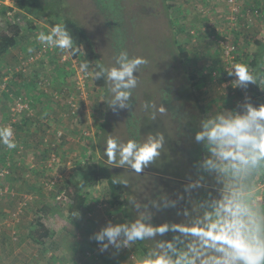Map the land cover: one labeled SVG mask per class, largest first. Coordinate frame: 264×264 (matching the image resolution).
Listing matches in <instances>:
<instances>
[{"label": "rangeland", "instance_id": "obj_1", "mask_svg": "<svg viewBox=\"0 0 264 264\" xmlns=\"http://www.w3.org/2000/svg\"><path fill=\"white\" fill-rule=\"evenodd\" d=\"M54 1L86 30L98 56L91 60L81 52L73 57L71 49L42 44L38 35L62 24L59 17L45 19L29 9L19 10L16 0L0 5L6 9L0 26L21 27L16 46L0 58V127L11 126L17 143L15 149L0 144V170L9 171L0 175V187L7 190L0 195V264H92L86 253L99 244L94 234L109 221L134 220L137 210L131 201L148 205L154 225L170 226L145 240L152 251L160 252L162 243L177 240L178 247L199 257L198 264H209L212 254L199 246L203 238L198 243L171 226L189 227L186 212L216 194L207 176L204 187L185 191L201 175L197 165L205 149L195 141L200 121L224 109H237L246 98L254 103L255 83L234 87L235 76L228 71L244 65L254 76L246 65L251 59L247 44L256 34H264V0H238L236 5L228 0ZM12 8L13 16L8 15ZM121 50L147 63L136 73L139 84L130 107L113 110L107 103L108 82L97 87L95 73L98 64L112 67ZM83 64L87 70H82ZM191 74L196 75L194 87ZM261 75L258 100L263 102L264 64ZM18 103L28 108L16 111ZM162 104L168 110L164 115L158 111ZM157 131L165 133L164 150L140 174L107 163L104 152L110 136L142 142ZM89 158L105 162L122 181L124 203L113 201L103 180L86 187L87 205L72 214L70 188L83 180ZM263 176L261 172L255 177L254 193L264 198V187L258 188ZM165 199L175 201L174 206H165ZM37 220L51 232L45 245L29 237ZM98 255V264H152L137 241L129 249L109 247Z\"/></svg>", "mask_w": 264, "mask_h": 264}, {"label": "clouds", "instance_id": "obj_2", "mask_svg": "<svg viewBox=\"0 0 264 264\" xmlns=\"http://www.w3.org/2000/svg\"><path fill=\"white\" fill-rule=\"evenodd\" d=\"M38 40L61 50L73 47V37L63 24L54 25L48 33H40ZM146 63L145 58L133 57L121 50L112 67L97 65L95 78L108 82L111 99L107 103L113 110L130 107L133 90L139 84L136 73ZM81 68L87 70L88 65L83 64ZM228 74L235 76L234 87L247 88L256 82L244 65H234ZM148 107L155 108V105L145 104ZM158 111L161 115L168 112L163 104ZM165 140L162 131L150 133L142 142L136 138L124 142L110 136L104 154L109 165L140 174L160 157ZM195 141L203 145L205 155L197 165L201 175L186 185L185 191L204 187L207 176L212 178L216 194L195 202L192 212H186L190 215L189 227H171L185 238H196L198 243L203 238L199 246L212 254L209 264H264V200L254 193L255 177L264 172V103L257 106L246 98L237 109H224L204 117ZM0 144L7 149L17 147L11 126L0 127ZM131 203L137 210L134 220L109 222L94 234L101 251L109 247L117 250L130 247L136 241L154 239L169 230L168 224L151 223L148 205ZM169 204L174 206L175 201L165 199V206ZM160 248L162 251L154 253L155 264H198L199 257L193 251L178 247L177 240L164 242Z\"/></svg>", "mask_w": 264, "mask_h": 264}, {"label": "trees", "instance_id": "obj_3", "mask_svg": "<svg viewBox=\"0 0 264 264\" xmlns=\"http://www.w3.org/2000/svg\"><path fill=\"white\" fill-rule=\"evenodd\" d=\"M14 6L20 10L29 9L32 14L42 16L45 19H49L51 15L59 17L62 19V24L66 25L67 30L73 37V47L70 50L71 55L76 57L81 52H84L85 55L91 60L97 58L98 54L96 47L86 30L74 18L65 15L57 7L54 0H16ZM31 21L33 22L34 20ZM20 34L21 27L18 24H11V26L8 28H3L0 26V58L6 55L14 46H16L18 36H20ZM247 52L251 56V59H249V62L246 65H248L252 70L254 78L256 79L255 86L251 91V97L254 101V104L258 106L264 103V101L262 102L261 100H258V97H260L262 94L260 85L262 81V65L264 64V34H256V36L248 42ZM190 78L191 87H194V79L196 78V75L191 74ZM95 84L97 87H103L106 84V80L104 78H95ZM92 161L93 160L89 158V160L86 162L87 165L83 167V180L79 184L74 183V189L70 188L69 195L72 196L73 203L70 206L69 211L72 214L77 213L81 208L87 205L89 193L86 191V187L95 186L103 180L108 182L113 201H121V203L123 202L122 200L126 191L122 181L113 173L108 171L105 162L101 161V163H96ZM117 181H119V183H117ZM47 206L50 207V205ZM49 209L50 208H45V211ZM51 209L54 208L51 207ZM123 211L127 217H130L126 206L124 207ZM50 235L51 232L49 229L39 220H37L35 224L31 226L29 233V237L33 241L43 245L46 244ZM137 244L141 246L142 251L150 258L152 264H155V252L152 251L147 242L145 240H139L137 241Z\"/></svg>", "mask_w": 264, "mask_h": 264}, {"label": "built area", "instance_id": "obj_4", "mask_svg": "<svg viewBox=\"0 0 264 264\" xmlns=\"http://www.w3.org/2000/svg\"><path fill=\"white\" fill-rule=\"evenodd\" d=\"M231 4H233V5H236L237 4V2H238V0H228ZM18 9V8H17ZM236 9V8H235ZM237 9H239V7L237 6ZM236 9V10H237ZM20 10V9H19ZM16 12V8H13L12 10H10V11H8V15L10 14V15H14V14H12V13H15ZM0 20H1V17H0ZM41 50H45L44 48H41ZM21 102H22V100H20ZM70 105H71V107H77L76 106V103L75 102H70ZM28 108V104H22V103H18V108H17V110L16 111H20V112H22L23 110H25V109H27ZM53 160H55V156L53 155V158H52ZM9 173V171L8 170H6L5 169V171L4 170H0V175H6V174H8ZM262 187H264V177L262 178V179H260L259 180V182H258V188H262ZM259 190V189H258ZM257 190V191H258ZM7 190H4V188L3 187H0V195H4L5 193L4 192H6ZM257 197H259L261 200H264V198H263V196H257ZM105 204H103V206H104ZM99 207H100V205H99ZM109 222H111V223H113V224H115V222H113V221H109ZM108 222V223H109ZM107 225V224H106ZM111 248H113V247H111ZM130 247H124V248H121V249H129ZM115 249V248H114ZM101 250V246H100V244H96L95 245V247H94V250L93 251H88L87 253H86V256L87 257H90V258H92V264H98L97 263V261H98V259H99V251ZM129 256H130V258L131 259H135V255H134V253L130 250L129 251Z\"/></svg>", "mask_w": 264, "mask_h": 264}, {"label": "crops", "instance_id": "obj_5", "mask_svg": "<svg viewBox=\"0 0 264 264\" xmlns=\"http://www.w3.org/2000/svg\"><path fill=\"white\" fill-rule=\"evenodd\" d=\"M0 5H2V3H6V0H0ZM8 10V9H7ZM10 10V9H9ZM8 10V11H9ZM5 11H6V9L5 8H1L0 7V15H4L5 14ZM3 12V13H2ZM2 18H3V16H1ZM263 80V79H262Z\"/></svg>", "mask_w": 264, "mask_h": 264}]
</instances>
